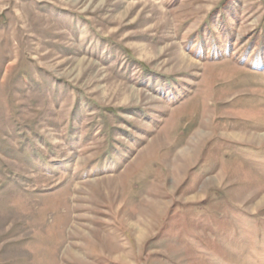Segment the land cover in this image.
<instances>
[{
    "label": "rangeland",
    "instance_id": "obj_1",
    "mask_svg": "<svg viewBox=\"0 0 264 264\" xmlns=\"http://www.w3.org/2000/svg\"><path fill=\"white\" fill-rule=\"evenodd\" d=\"M226 138L264 158V0H0V264H264Z\"/></svg>",
    "mask_w": 264,
    "mask_h": 264
},
{
    "label": "crops",
    "instance_id": "obj_2",
    "mask_svg": "<svg viewBox=\"0 0 264 264\" xmlns=\"http://www.w3.org/2000/svg\"><path fill=\"white\" fill-rule=\"evenodd\" d=\"M243 132H245V131H243ZM243 132L242 131H239L237 133H243ZM245 133H247V132H245ZM233 137H235V136H233ZM235 138H237V137H235ZM226 139H227V141L230 142V144L237 145V147H236L237 150L230 151L231 152V155L229 157V155H226L227 153H225V150L222 149V150H220V152L218 151L219 153H222L220 155H222L223 158L226 157L227 159H229V161H234V162L240 163V167L242 168V170H244L246 172L248 171V174L249 175H247V176L249 178V182L251 181V183H252L253 181H257V179H258L257 176L258 177H261L258 180L264 181V173H260V171H258L259 168L262 169L263 166H264V160H263L264 158L263 159L262 158H259L258 155H257V153L260 152V150L263 148V146H257V145H254V144L241 143L239 141H234V139H232V138H226ZM241 145L242 146H250L252 148V151L250 152V150L247 149V148H245V149L244 148H241ZM253 149H254V151H253ZM241 160L244 161V164L245 165H242L241 164ZM223 164L225 165L227 163H223ZM199 165L197 167H199ZM195 169H194V171H195ZM255 169L257 171H255ZM195 174L198 175L197 172H195ZM194 175H193V178L192 179H195V176ZM203 179H204V177H202L200 179L199 183L197 184L198 186L196 185V187L193 188V191L195 192L193 194L194 196L192 195V197H191V198H194L193 201L197 200V198L199 199V197H201V195H204V192H206V191L209 192L208 191L209 182L210 181H214L216 178H215V176H209L208 179H204V180ZM240 182H241V180H239V183ZM221 195H225L224 192H222ZM189 198L190 197H188V199ZM221 198L222 199H219V200L220 201H223L224 204H225V200L230 199V198H226V197L224 198V196L221 197ZM228 202H230V201L228 200ZM228 202H227V204L228 205H231ZM183 204H185L186 206H191V205H196V204H204L206 207H208V213H210V214H212L210 211H214L215 210V208H213V206H211L208 203H205L204 201L203 202H200V201L199 202H193V203H188V204L187 203H183ZM232 204H235V205L241 207L239 203H236L234 201H233ZM248 211H246V212H248ZM250 212H251L250 214L253 215L252 213H254V212L251 211V210H250ZM190 214H191L190 211H188V218H186V219L183 220L184 229L186 230V231H183V232L184 233H187V235H188V233L191 234L192 235L191 236V239H193V242H194V239H195L194 236H198V234H200L202 232L204 233L205 232V227L203 225V228H201L202 226L197 225V223H194L192 220H188L191 217Z\"/></svg>",
    "mask_w": 264,
    "mask_h": 264
},
{
    "label": "bare ground",
    "instance_id": "obj_3",
    "mask_svg": "<svg viewBox=\"0 0 264 264\" xmlns=\"http://www.w3.org/2000/svg\"><path fill=\"white\" fill-rule=\"evenodd\" d=\"M195 135H196L195 136V141H193L192 143L196 146V145H198L197 143L199 142V140L202 139L206 135V133L204 132V130H198ZM241 135L244 138H255V135H253L251 137L248 134H244V135L241 134ZM236 136H237V134H236ZM194 157H195L194 150H191L190 148L189 149H183V151L181 153H179V155L176 156V158H178V159L172 165L173 166L172 169H174V168H175V170L178 169L177 171L183 170L184 165L187 162L189 163ZM177 171H176V173H177ZM139 226L140 225H137V227H136V230H138V232L140 230Z\"/></svg>",
    "mask_w": 264,
    "mask_h": 264
}]
</instances>
